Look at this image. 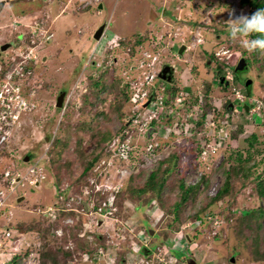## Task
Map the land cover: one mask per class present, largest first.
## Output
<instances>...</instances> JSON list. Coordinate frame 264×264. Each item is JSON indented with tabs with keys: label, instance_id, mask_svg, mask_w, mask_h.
Instances as JSON below:
<instances>
[{
	"label": "rangeland",
	"instance_id": "1",
	"mask_svg": "<svg viewBox=\"0 0 264 264\" xmlns=\"http://www.w3.org/2000/svg\"><path fill=\"white\" fill-rule=\"evenodd\" d=\"M5 1L0 12V44L7 40L12 43L0 46V50L5 47L9 56L0 57V66H6L0 87L7 82V88L12 87L14 75L9 74L11 84L7 76L11 70L23 77L16 81L19 90H14L10 108L14 113L6 122V138L0 143V264H43L41 257L45 264H144L143 245L149 241L152 244L147 246L152 252L157 242L164 241L165 247H160L161 264H188L192 255L197 264H264V257L257 255L264 253L263 230L259 245L251 243L254 225L251 230H238L240 210L252 205H244L251 196V185L246 186L243 194L239 192L234 204H227L229 197L225 195L206 209L210 210L206 218L211 210L216 214L212 217L218 224L210 229L220 236L217 240L208 239L203 233L196 238L194 232L190 235L186 230H192L193 224L188 217L178 235L168 232L178 245L164 240V236L160 239L157 234L167 230L166 223L173 220L171 205L178 197L179 179L190 186L204 176L209 180V184L197 186V206L222 188L223 172L228 169L226 159L232 150L239 148L245 153L247 148L250 152L258 149L251 163L264 158V53L249 54L239 41L230 38L227 26L233 10L235 15L254 13V0ZM99 4L101 9L97 8ZM104 22L107 26L100 40L93 39V33ZM138 41L141 44L137 45ZM179 44L187 47L182 55L175 50ZM30 55L34 57L28 62L26 57ZM240 58L247 59L249 68L237 81L232 74ZM162 63L174 67L171 83L157 79ZM102 65L109 68V81L119 82L118 89L128 82L130 95L125 115L116 118L110 114L109 120L100 114L114 98L106 90L100 95L102 104L85 109L81 103L91 78L97 76L95 69L103 71ZM216 69L224 70H220L221 75H226L228 85L218 82ZM245 77L252 81L253 93L249 97L243 89ZM148 81L154 83L155 96L162 90L163 103L156 98L157 106L145 105L147 96L141 100L134 95ZM144 88L149 90V85ZM174 90L177 92L172 98ZM63 91L62 106L56 107V98ZM242 97L247 104L253 103L252 110L245 112ZM189 115L195 121L189 120ZM153 117L156 130L152 126L154 130L148 136L143 120ZM171 128L178 129L173 134ZM95 129L127 134L126 140L132 145L127 148L117 135L110 146H118L120 152L102 155L91 166L88 185L74 184L82 170L75 147L77 142L87 141ZM252 136L257 139L253 145L249 144ZM58 137L65 142L64 148L54 146ZM207 144V154H197L196 146L200 150ZM94 148V144L88 147ZM179 148L183 151L179 169L169 175V184L162 192L165 194L171 188L168 201L154 199V203L133 210L141 200L130 195L128 186H140L156 160L167 158ZM126 149L132 150L134 158L119 156L126 155ZM259 171L264 176V169ZM238 182L233 181L239 186ZM66 189V197L61 199ZM110 191L117 194L115 204L106 201L104 211L91 207L86 211L82 202L77 201L80 197L93 206L99 202L96 192L103 195ZM89 196L92 202L88 201ZM70 197L74 200H67ZM68 202L70 205H66ZM153 205L160 206V213ZM187 205L179 211L184 216L193 210ZM60 206L78 211L68 210L73 215L59 217L60 223L52 226V216ZM258 206L264 208V202L259 201ZM125 213L131 218L129 221ZM75 214L80 220H76ZM76 221L81 229L70 236L68 230L76 229L71 227ZM33 223L36 225L31 229L17 230L19 225L29 228ZM6 228L11 232L8 237ZM58 229H62V235L55 233ZM146 230L151 236L154 233L152 239L145 236ZM72 233L75 232L71 230ZM99 234L103 235V245L109 248L97 244L93 237ZM57 245L70 257L64 260L60 253H54L53 247ZM95 246L98 249L93 250ZM48 251L54 253L56 263L47 258Z\"/></svg>",
	"mask_w": 264,
	"mask_h": 264
},
{
	"label": "trees",
	"instance_id": "2",
	"mask_svg": "<svg viewBox=\"0 0 264 264\" xmlns=\"http://www.w3.org/2000/svg\"><path fill=\"white\" fill-rule=\"evenodd\" d=\"M252 5L254 6V12L257 11L258 9H264V0H254L252 2ZM253 39L256 38H264V36H261L258 33H254L251 36ZM141 44L140 41H138L136 43ZM104 66V65H102ZM6 66H0V80L2 78H4L5 73H6ZM108 70L109 68L107 66H104V70L100 71V69H95L96 71V75L93 78H91V82H90V87L88 88V92L83 94V98H82V106L83 108L87 109L95 107L99 104H102V98H101V93L106 90L109 94L114 95V98L112 100V102H110L109 106L105 109V110H101L100 114L102 116H104L105 119L109 120L110 118L108 117V115L110 114H114L116 116V118L125 115L124 113V108L129 105L130 103V95L127 92V88H128V82L125 84V87L118 89L117 85H118V81L115 80H110L109 78H112L111 76H108ZM19 78V76H18ZM90 79V78H89ZM104 80V83H103ZM153 86H151L148 90V95H153V98H157L158 96H155V93L153 94ZM162 92V90H160ZM64 92V91H63ZM177 90H174L173 93H171L172 98L175 97ZM165 96V95H164ZM167 99V98H166ZM187 103V102H186ZM9 105V104H8ZM88 108V109H89ZM227 110H230L229 108ZM0 111H1V107H0ZM8 111L6 110L4 112V119H0V124L2 126V130L4 132H6L7 134V130H8V124H6L7 121H9L11 118L8 117ZM96 114V113H95ZM148 117V116H147ZM188 119L191 121H195L194 118H192L190 115L188 116ZM143 121H146V129L148 127H155V123L156 120L153 118H148L147 120L144 119ZM95 127L97 128V125L94 124ZM173 127V126H172ZM91 129V128H90ZM178 128H175L174 130L171 131L174 134L175 131H177ZM156 130V127H155ZM132 133V132H131ZM118 135L119 137V141L120 143H125L126 147H131V143H129L126 139H127V134L123 135V134H118V132H116V134H112L110 132H108L106 129L104 131L102 130H94L92 132V136H89L87 141H82L83 143H79L77 142L78 146L75 147L77 153L79 154L78 160L81 163V173L79 174L78 178H76L72 183H76L81 185V184H85L88 185V172L91 169V166L95 165V163L100 160L102 155H107V153H109V155L111 153H114L116 155L117 152H120V149L118 146H115L114 148H112V146H110L114 140L118 139L116 136ZM60 138H56L53 142L54 146H60L62 148L65 147V142H62V140H59ZM64 141L67 142V138L64 139ZM193 142V141H192ZM253 142H257V139L255 136H252V141H249V144L253 145ZM94 144L96 148H94L93 150H89L88 147L89 145ZM83 150H82V148ZM196 149L198 150L197 154H200L202 148L200 147V150L198 148V146H196ZM127 153L126 155L123 154H119L120 157H125L128 158V156H130V158H134L131 155V151L129 149H126ZM178 150V151H176ZM174 150L172 153H170L167 158H163V159H158L155 161L153 168L150 170V172L146 175V177L144 178V182L138 186V187H133L132 185L128 186V189H130L129 191L131 192L130 195L131 196H137L140 198V202H136V205H134V209L135 210L137 207H140L142 204L143 205H147L150 204V202L152 203V201L154 199H157V201H161L162 199L166 201H168V198L171 195V188L168 189V191L165 194H162V192L165 190L166 186H168L169 182V175L171 173H173L175 170L174 169H179L178 168V163L181 161V154H183L182 148L176 149ZM60 152V151H59ZM89 156H88V153ZM258 153V149L256 151L250 152V150L247 148L245 149V153L244 150H241L239 148H236L234 150H232L231 154L228 156V158L226 159V163L228 166V169L225 170L223 172L224 175V180H223V185L222 188L220 190L217 191V193L210 198H207L205 200V202L200 203L197 206H194V201L196 199L197 196V186L201 185H206L209 184V180L204 176L202 179H200L195 186L193 185H187L185 184V182H183V180H178V194H177V199H175L172 209L174 212V217L173 220L169 223H166L168 229L164 230L162 233H158L160 234L161 237L160 239L163 238L164 236V240L166 239H170L171 241H169L170 243L176 244L178 245V242H176L174 240V238L172 239L170 237V234L168 232L172 231V235H178L179 232H177L178 230H180L182 228V225L185 224L184 221H186L187 219L191 218V224H193L192 226V230H190L191 228H188L186 231L188 233H190V235L193 234V232L195 233V235L193 236L194 238L197 237L198 234L202 233V230H205L206 234L209 232V234L207 235L206 238L210 239V237H213L214 239H218L220 238L219 235L215 234V230L214 229H210L211 226L215 225L212 223L211 220H208L206 218V214H208L207 212L210 210H206L208 209V207L210 205H216L219 198H222L223 196L227 195V197H229V199H227V204H234L233 201L235 202L236 199L234 200V198L240 194H243V191H245V188L247 185H251L252 186V190H251V196H249L248 200H245L244 205L246 204H252V205H247L245 208H242L240 210V215L241 217V222H240V226L238 228V230L242 231L243 228H247L249 230L250 227H252V225L255 226V229L253 228V230L255 231V233L253 235H251V243L253 244H258L260 242V238L261 235L263 236L262 230L264 232V222H263V218H264V208H260L258 206V202L262 201L264 202V176L261 175V173H259V169H264V158L258 160V161H254L253 163H251L253 155ZM112 155L115 156V155ZM118 157V158H120ZM125 160V159H124ZM127 160V159H126ZM132 160V159H131ZM129 160V161H131ZM87 174V175H86ZM78 180V181H77ZM239 181V186L235 183H233V181ZM92 188V186H90ZM73 187L70 188V191L72 190ZM67 190V189H66ZM68 191V190H67ZM174 191V190H172ZM242 191V192H241ZM65 192V191H64ZM113 193H116L115 191H110V193L108 192V194H103V195H99L97 192L95 193L96 195H98V199L99 202L98 204H94L95 207L93 206L91 209H99L103 211L106 208V201L107 203H111V204H115V196L117 195H113ZM205 199V198H204ZM155 201H153L154 203ZM254 202V203H253ZM103 204V205H99V204ZM190 208H193V210L190 211V213L187 216L182 215L179 211L181 210V207L183 205H186ZM219 204V203H218ZM255 204V205H254ZM152 205V204H151ZM154 209L157 213H160L159 211H161L160 206L157 205H153ZM60 208H63L60 206ZM150 208V206H149ZM236 208H233V211ZM58 211L55 215L52 216L51 219V224L52 226H57L60 222H59V217L61 216H67V214H71L73 215V212H66L65 210H55L54 212ZM76 216V220H80L79 216L77 214H75ZM126 215V219L129 221L131 218L130 216L127 215V213H125ZM211 216H214L216 214H214V212H210ZM124 216H122L123 218ZM188 217V218H187ZM187 218V219H186ZM186 219V220H185ZM77 220V221H78ZM74 223V227L76 229H71L73 230L75 233L71 234V230H68L69 234L68 235H75L76 231H78L79 229H81V226L79 225V223ZM230 221H232V218H230ZM196 222V224H195ZM36 224L33 223L32 227L29 226V228L27 227H21L19 225V228L17 227V230L20 232H24L28 229H31L33 227H35ZM50 225V224H49ZM243 226V227H242ZM10 229V228H9ZM7 231H5V234L8 233L9 235L11 234L10 230H8V228H6ZM152 231V230H151ZM187 232H184L182 234L183 235V240H185V235ZM144 233L145 236L147 235L148 238L153 237V235L151 236V232L149 231H145ZM150 234V235H149ZM66 235V234H64ZM100 235V236H99ZM96 235L95 237H93L95 240H98V245H103L102 240H103V235L99 234ZM65 237V236H63ZM176 237V236H175ZM190 237V236H189ZM102 240H101V239ZM174 240V241H173ZM148 244H152L151 241H149ZM148 244L143 245L144 246V254L145 257L147 259H151L152 256V251L148 248ZM164 241L161 242H157L154 245V250H156L157 248L164 246ZM166 244V243H165ZM47 245V244H46ZM49 246V245H48ZM105 247V245H103ZM51 247V245L49 246ZM54 253H60L62 257H64V260L67 259V257H70V253L65 251V252H61V247L60 246H54ZM163 248V247H161ZM98 249L97 246L93 247V250ZM86 249H84L85 251ZM258 250V249H257ZM168 251V250H167ZM52 251H48V255L47 258L49 260H51L53 263H56L57 259H55L56 257L54 256V253H51ZM97 252V251H96ZM258 257H264V253L263 252H257ZM149 254V255H148ZM255 255V254H254ZM42 256V255H41ZM256 257V255H255ZM42 259V263L45 264V261L43 260V257H41ZM192 260L195 261L193 255H192ZM169 260V259H168ZM196 262V261H195Z\"/></svg>",
	"mask_w": 264,
	"mask_h": 264
},
{
	"label": "clouds",
	"instance_id": "3",
	"mask_svg": "<svg viewBox=\"0 0 264 264\" xmlns=\"http://www.w3.org/2000/svg\"><path fill=\"white\" fill-rule=\"evenodd\" d=\"M101 5V4H99ZM98 5V6H99ZM98 8V7H97ZM101 8H102V5H101ZM101 8H98V9H101ZM229 16L230 18L228 19V22H227V26H228V32H229V36L230 38L233 40V41H239L241 46L249 53H253L255 51H260L262 53H264V38H256V39H249V37H251L254 33H258L260 34L261 36H264V9H258L257 11H255L254 13H252L250 16L249 15H245V14H240V15H235L234 13V10L231 11L229 13ZM105 23V22H104ZM107 26V23H105V27H104V30ZM103 30V32H104ZM102 32V34H103ZM102 36V35H101ZM100 38V37H99ZM100 40V39H99ZM34 55H30L26 58H28V62L29 61H32L31 59H33ZM245 59V58H244ZM247 64V63H246ZM236 66V65H235ZM23 67V66H22ZM246 67V66H245ZM228 68V67H227ZM222 71H224L222 69ZM14 75L13 76V82H12V77L10 75ZM158 74V72H157ZM156 74L157 76V79L159 80L158 78V75ZM7 76L9 77V82L11 84L12 82V87L9 88V92L7 94H4V99H3V102H1V111H0V119H4V112L7 110L8 112V117H9V114L10 113H14V109L13 111L10 109L12 106V101H14L13 99V96L15 95L13 92L15 89L19 90V86L16 84V81L19 80L22 76V73L20 72H17L16 70H11ZM19 76V78H18ZM223 76H226L225 74ZM226 81H228L226 78H225ZM8 83V82H7ZM6 83V84H7ZM3 84L1 85L0 87V90L2 88ZM151 86L155 87L154 86V83L151 84ZM150 88V86H149ZM161 92V91H160ZM159 92V95H161L162 99H163V95L162 93ZM136 94V93H135ZM134 94V95H135ZM251 95V94H250ZM248 95V97L250 96ZM153 95H148L147 96V101H149V103L147 104H154L155 101H156V98H153L152 97ZM242 96V95H241ZM137 98H140V97H137ZM133 98V100H137ZM158 98V97H157ZM165 98V97H164ZM141 99V98H140ZM243 97L241 98V105L243 104L246 105L247 107H249V104H247L246 102L243 101ZM142 100V99H141ZM146 101V102H147ZM163 103V101H162ZM160 103V104H162ZM4 104L6 105V107L4 106ZM9 104V105H8ZM155 106H157L156 104H154ZM17 106V105H16ZM162 106V105H160ZM252 108V106H251ZM253 109V108H252ZM16 110H17V107H16ZM245 110V109H244ZM247 112V111H246ZM10 121V120H9ZM155 126V125H154ZM150 128H152V130H154L153 127H148L147 130H149ZM150 136V135H148ZM203 149V147H202ZM202 151V150H201ZM201 153V152H200ZM66 191L65 190V194L63 195L64 198L62 197L61 199H65L66 197ZM90 195H94V192L93 191H90L89 192ZM91 196L88 197V201L92 202V198H90ZM69 200V199H67ZM74 200V199H73ZM72 200V201H73ZM71 201V200H70ZM81 202H82V205L84 206V209L87 211L90 207L92 208L94 206V204H92L93 206H89L85 200H82L81 199ZM70 205V204H69ZM59 209H63L65 210L66 212L68 210H71V211H78L77 209H73V208H59ZM101 208H99L98 210L100 211ZM104 211V210H103ZM63 234V232H62ZM61 234V235H62ZM216 234V233H215ZM106 245V244H104ZM107 247V246H105ZM109 248V247H107ZM112 248V247H111Z\"/></svg>",
	"mask_w": 264,
	"mask_h": 264
},
{
	"label": "built area",
	"instance_id": "4",
	"mask_svg": "<svg viewBox=\"0 0 264 264\" xmlns=\"http://www.w3.org/2000/svg\"><path fill=\"white\" fill-rule=\"evenodd\" d=\"M23 62H24V60H23ZM22 62V63H23ZM21 63V64H22ZM20 69H21V67H20ZM150 83V81H148V83H146V84H142V87L144 88V86L145 85H151V84H149ZM143 88H137V90H136V94H135V96L136 97H140L141 99L144 97V96H148V90H146L145 88L143 89ZM9 92V88H7V84H3V86H2V88H1V90H0V102H3V99H4V94H7ZM158 98H159V102L161 101L162 102V97L161 96H158ZM159 102H158V104H159ZM155 103H157L156 101H155ZM154 103V104H155ZM18 106H19V104L17 105V108H18ZM20 107V106H19ZM20 110V109H19ZM11 114H13V113H10L9 114V117L11 118ZM13 117H17V115L15 116H13ZM16 119V118H15ZM11 120V119H10ZM145 124H146V122H145ZM144 124V125H145ZM5 138H6V132H4L3 130H2V126H1V124H0V143H2L4 140H5ZM208 147H210V144H207V146H205V147H203V149H202V151H201V154H204V155H206L207 154V152L209 151V149H208ZM97 186V185H96ZM96 186H95V189H96V191H98L99 189H97L96 188ZM91 198V197H90ZM74 198L73 197H70L69 198V200H73ZM77 201H78V203L79 202H81V198L80 197H78L77 198ZM69 204V202L68 203H66V205H68ZM210 217H208L207 219L208 220H211L212 222H213V224H215V226L218 224V221L216 220V218H214V217H212L211 215H209ZM215 219V220H214ZM215 221V222H214ZM118 230H120L119 229V227L118 228H116L114 231H115V235L117 234L116 232H118ZM55 231V233H57L58 235H60V234H62V229H58V230H54ZM202 233H205V230L203 231L202 230ZM209 234V233H208ZM207 234V235H208ZM6 235V237H8L9 236V234L8 233H6L5 234ZM118 235H119V233H118ZM113 239V237L111 238V239H109V240H112ZM107 245H109V244H107ZM155 251H157L156 252V254H155ZM155 251H153L152 252V256H151V259H147V258H144V260H143V263L144 264H150V263H152V264H154V263H158V264H161L162 263V257H161V255H162V250H161V248L159 247V248H157Z\"/></svg>",
	"mask_w": 264,
	"mask_h": 264
},
{
	"label": "flooded vegetation",
	"instance_id": "5",
	"mask_svg": "<svg viewBox=\"0 0 264 264\" xmlns=\"http://www.w3.org/2000/svg\"><path fill=\"white\" fill-rule=\"evenodd\" d=\"M19 35V34H18ZM11 43H12V41H9V40H7V41H4V42H2L1 44H0V46H2V45H11ZM183 44H179V45H177L176 46V48H175V50H176V52H177V55H182L183 54V52H184V50L187 48L186 47V45H184L185 46V49L184 50H182V52H180L181 50H180V48H181V46H182ZM7 50V49H6ZM4 56V58H8L9 56H7V52L6 51H4V50H0V57H3ZM242 57V56H241ZM245 61H246V63H247V59H245ZM248 68H249V65L247 66V64H246V67H244L242 70H239V71H234V72H236V74L233 72V74H232V76H233V79L234 80H240L239 79V76L241 77L242 76V73L244 72V71H248ZM30 69V68H29ZM163 70V72H162V75L164 76V79H162V78H160L159 76H158V78L160 79V80H162V81H164L165 83H171L173 80H174V78H173V73H174V67L173 66H171L170 64H168V63H162V65L160 66V68H159V70H158V74L159 73H161V71ZM221 71H222V69H220ZM219 69H216V71H215V74H216V76H217V78H218V82L219 83H221L222 85H228V83H229V81H226L225 80V77L223 76V75H221V71H220ZM157 74V75H158ZM222 78H223V80H222ZM248 79V77H245V79H244V81H245V85H244V87H243V89L245 90H247L248 91V95H250L251 93H253V89H251V87H252V85H251V83H252V81L251 80H247ZM222 80V81H221ZM250 81V83H248L249 85H246V83L247 82H249ZM243 86V85H242ZM246 90H245V92H246ZM61 92H59V94H60ZM64 94H65V92H64ZM64 99V98H63ZM229 106V105H228ZM242 107H243V109H245L244 108V106H243V104L241 105ZM251 106H253V103H249V107H248V111L251 109L252 110V108H250ZM229 108V107H228ZM246 112V111H245ZM26 159V158H25ZM24 159V160H25ZM36 183V182H35ZM65 193L63 192L62 193V195H64ZM64 198V196H61V198Z\"/></svg>",
	"mask_w": 264,
	"mask_h": 264
},
{
	"label": "water",
	"instance_id": "6",
	"mask_svg": "<svg viewBox=\"0 0 264 264\" xmlns=\"http://www.w3.org/2000/svg\"><path fill=\"white\" fill-rule=\"evenodd\" d=\"M5 3H6L5 0H0V12H1L2 9L4 8ZM98 8H101V5H99ZM104 27H105V23H102V24H101V25L95 30V32L93 33L92 38L95 39V40H99V39H100L99 37H101L102 32H103V30H104ZM8 46H9V44H8ZM4 49H5V47H2V48H1V50H4ZM184 49H185V46L182 45L181 48H180V50H181L180 52H182V50H184ZM245 66H246V61H245V59H244V58H240V59L238 60L237 64H236L235 68H234V71L242 70ZM162 72H163V70L161 71V73L158 74V76H159L160 78L164 79V76L162 75ZM222 80H223V78H222ZM222 80H221V81H222ZM248 83H250V81L247 82V84H248ZM247 84H246V85H247ZM63 98H64V92H61V93L58 95V97L56 98V101H55V102H56V103H55V106H56V107H61V106H62V102H61V101H63ZM147 103H149V101H147V102L145 103V105H147ZM244 108H245V111H248V107H247L246 105H244ZM151 130H152V128H150V129L148 130V135H150ZM221 135H222V133H221ZM18 199H19V198H18ZM20 199H22V198H20ZM20 199H19V200H20ZM188 264H197V263H196L194 260L191 259V260L188 262Z\"/></svg>",
	"mask_w": 264,
	"mask_h": 264
}]
</instances>
